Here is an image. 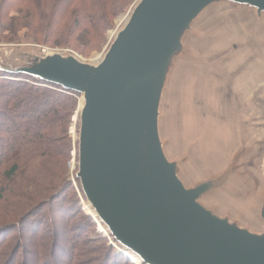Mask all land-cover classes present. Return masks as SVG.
I'll use <instances>...</instances> for the list:
<instances>
[{
    "label": "water",
    "instance_id": "obj_1",
    "mask_svg": "<svg viewBox=\"0 0 264 264\" xmlns=\"http://www.w3.org/2000/svg\"><path fill=\"white\" fill-rule=\"evenodd\" d=\"M259 65L264 0H137L92 62L0 49V71L80 94L76 178L138 264H264Z\"/></svg>",
    "mask_w": 264,
    "mask_h": 264
},
{
    "label": "trees",
    "instance_id": "obj_2",
    "mask_svg": "<svg viewBox=\"0 0 264 264\" xmlns=\"http://www.w3.org/2000/svg\"><path fill=\"white\" fill-rule=\"evenodd\" d=\"M131 2L0 0V34L8 31L7 40L20 41V31L26 30L28 43L70 48L89 56L102 48L108 30ZM80 97L77 92L29 75L0 71V223L4 222L0 225V264H84L78 261L82 248L68 231L51 222L49 248L36 239L37 225L33 232L34 228L26 224L31 216L38 217L43 209H50L51 203L71 192L73 183L68 176L73 140L69 127L79 116ZM77 157L75 154L74 160ZM74 201L78 206L79 198ZM61 211L68 216L74 213L65 206ZM77 211L82 212L80 208ZM86 217L96 225L90 214ZM88 235L82 240L85 244L94 242ZM96 235L99 246L89 248L99 256L91 259V264H98L99 259V264H137L113 236ZM86 250L85 245V255Z\"/></svg>",
    "mask_w": 264,
    "mask_h": 264
},
{
    "label": "rangeland",
    "instance_id": "obj_3",
    "mask_svg": "<svg viewBox=\"0 0 264 264\" xmlns=\"http://www.w3.org/2000/svg\"><path fill=\"white\" fill-rule=\"evenodd\" d=\"M137 0H132V2L129 4V7L127 9V11L123 12L122 14H120L116 19H115V23L114 26L112 28H110L108 30L107 33V41L105 42V44L102 46V48L100 50H94L92 51V53L89 56H83L80 53L76 52L75 50H72L70 48H63V47H56V48H51L49 46H41V45H36V44H31L28 43L25 40V32L26 30L20 31L19 35H18V39L20 41H9L7 40V36H9V32H5L0 34V49L1 48H5V47H29V46H37L39 48H41L42 50L44 49H63L66 51H70V52H74L76 54H78L81 58H83L84 60H86L87 62H92L93 60L96 59V55H101L103 53L106 52V50L108 49V47L110 46L113 37L115 35V31L119 30L122 27V21H124L125 15L127 13H129L133 7L135 6ZM74 42V41H72ZM82 44V43H80ZM83 48V47H82ZM252 79V83H250V80ZM250 83L252 85V87L250 86V89H255L257 88L259 85H262L261 82H264V65H259L257 67H255L248 75L247 77V83ZM248 83V84H249ZM80 105V104H79ZM78 122L79 119L77 117V115L74 117V121L71 123V126L69 127V135L73 140V148L71 150V154L73 156V159L71 160V162H69V180L72 181L73 183V187H71V192L68 196H66L64 199H59L60 201H57V203H51L50 204V209H43L42 212L39 214V216H31L26 224H28L30 227L34 228L31 229V231H35L36 229V225L38 227V235H36V239L40 240V241H44V244H47V246L49 248H51V241L52 238L51 236V230L49 229V226L51 224V222L56 223V228L58 229H62L63 232L66 230L67 235L68 236H72L74 242H76V244L78 246H80L82 249V255L79 257L78 261L79 263H86V264H91L92 262L90 261L91 259L97 258L99 255L98 253H92L91 248L92 246H99V242L96 241L97 239V232H101L104 235H108L109 233L106 230V227L104 226V224L93 214L94 210L91 208L90 204L88 203L81 185L79 183V181H77L75 179L76 176V172H77V162H78V157H77V161L74 160V156L75 154H77V147H78ZM77 142V143H76ZM76 169V170H75ZM79 198V202H78V206H76V203L74 201V199ZM65 208H71L72 212H74L72 215L63 213V210ZM77 208H80L82 212L77 211ZM89 210V211H88ZM90 214L91 217H93V219L95 220V224H92L89 219L86 217V215ZM60 215L59 218V223L57 222V218L56 216ZM40 219H44V222L41 223ZM53 220V221H52ZM2 223L4 224V222H1L0 225H2ZM35 225V226H34ZM5 226V225H4ZM27 225L25 226L26 229ZM71 229L73 231H71ZM96 230V231H94ZM29 234L31 235V232L28 231ZM95 232V233H92ZM90 234L91 237H93L94 242L91 243H87L85 244V242L83 243L82 240H84L86 237H88ZM59 236V234L57 235ZM61 236V234H60ZM90 237V238H91ZM110 242L113 244V246H115V248H117L116 244L113 243V239L111 237H109ZM85 245H86V251L87 254L85 255ZM117 250H119L117 248ZM123 250L120 248V251ZM127 252H130L127 250ZM132 254V252H130ZM129 256V255H128ZM59 256L56 255L55 256V260H58ZM138 259V258H137ZM100 261V259H99ZM98 261V264H99ZM139 261V260H138ZM138 261H135L138 264ZM96 263V261H95ZM94 263V264H95Z\"/></svg>",
    "mask_w": 264,
    "mask_h": 264
},
{
    "label": "bare ground",
    "instance_id": "obj_4",
    "mask_svg": "<svg viewBox=\"0 0 264 264\" xmlns=\"http://www.w3.org/2000/svg\"><path fill=\"white\" fill-rule=\"evenodd\" d=\"M89 211V210H88ZM93 214H95V213H93ZM126 253L131 257V259L133 260V261H138V259H137V257L134 255V254H131L130 252H127L126 251ZM130 253V254H129ZM135 259V260H134Z\"/></svg>",
    "mask_w": 264,
    "mask_h": 264
}]
</instances>
